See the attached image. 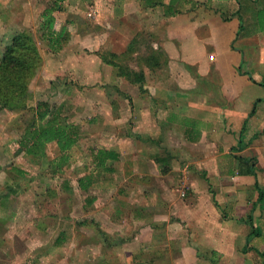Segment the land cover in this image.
I'll return each instance as SVG.
<instances>
[{
	"label": "crops",
	"instance_id": "obj_1",
	"mask_svg": "<svg viewBox=\"0 0 264 264\" xmlns=\"http://www.w3.org/2000/svg\"><path fill=\"white\" fill-rule=\"evenodd\" d=\"M69 4L76 7V0ZM105 5L110 12L105 23L110 32L100 37L105 49H67L56 56L53 72L54 79L77 85L80 104L89 103L91 143L115 155L92 178L99 176L103 186L110 178L120 181L123 199L130 203L128 213L104 202L88 213L100 230L117 215L127 222L120 216L125 237L120 254L105 248L83 260L259 264L257 253L264 251V92L256 88L264 83L241 70L247 46L237 37L238 22L220 16L191 21L173 13L174 0H106ZM159 5L163 15L156 13ZM117 22L122 28L133 23L134 29L117 32ZM134 32L148 34L151 42L146 56L133 57L131 65L134 54L124 52ZM71 37L64 45L75 48L77 42L95 44L99 36L73 37L72 43ZM161 52L169 55L162 66L157 63ZM100 53L115 56L112 64L102 62ZM115 64L142 75L141 81L119 76ZM250 90L256 94L245 96ZM68 92H63L66 98ZM181 189L187 191L184 199Z\"/></svg>",
	"mask_w": 264,
	"mask_h": 264
},
{
	"label": "rangeland",
	"instance_id": "obj_2",
	"mask_svg": "<svg viewBox=\"0 0 264 264\" xmlns=\"http://www.w3.org/2000/svg\"><path fill=\"white\" fill-rule=\"evenodd\" d=\"M105 2L106 0H76L74 7L70 6L69 0H0V53L12 37L25 34L32 40L40 57V66L27 86L29 99L25 108L12 111L0 108V264H90L83 259L90 258L101 249L106 248L109 250L107 253L114 256L120 254V243L125 238L120 231L123 216L117 215L114 221L106 226L102 225L100 230V225L92 222L94 220L88 213L98 206V202H104V207L109 206L114 210L121 207L123 212H126L124 210L128 209L127 204L130 203L123 199L124 186L120 181H112L111 178L103 186L100 183H104V180H100L99 176L93 178L91 176L92 185L87 191L82 192L77 188L76 179L87 174L85 168L90 161V152L101 146L94 144L95 142L91 143L92 138L88 135L89 103L80 104L76 98L77 85L74 86L75 84L68 82L67 79L60 82L59 79H54L56 75L53 73L57 70L58 53H65L67 49L80 51L83 47L90 50L105 49L100 38L105 36L104 32H110L105 25L109 23L110 15V12L106 13L109 8ZM174 2L176 6L180 4V8L175 6L173 13L188 16L191 21L206 16H220L227 19L226 21H237L239 25L240 17L242 30L238 32L237 37L239 40L246 39L247 46L240 60L241 70L252 74L251 78L254 80L264 83V32H256L254 26V14L264 7V0H174ZM47 8H53L51 14L55 21L54 33L63 28L64 36H68L69 33L72 36L69 42L73 37L97 34L99 37L95 38V44L92 41L91 44L86 42L88 45L77 42L75 48L74 44L68 47L64 45L66 44L64 36L59 39L54 35V38L58 39L57 43L50 46L42 37V33L47 35V32L40 29V15ZM156 13L163 15L162 5L156 9ZM121 24L122 22H117L114 25L116 31L130 32L134 29L133 23L124 25V28ZM118 42L121 43L120 40ZM131 42L134 55L128 62L132 65L135 63L132 61L133 57L136 59L146 56L151 40L148 34L136 32ZM237 48L243 50L242 47ZM168 56L161 52L157 63L160 66L165 65ZM175 57L170 56L173 59ZM244 63L250 65L251 71ZM255 68L260 71L258 76L252 73ZM51 77L54 81L49 80ZM256 89L264 92V87ZM87 90L88 87L84 89ZM63 92H68L69 98H66ZM250 93L256 94V91H244L245 96ZM84 95L88 101V93ZM38 103L54 108L56 113L78 131L69 161L59 172L47 170L45 159L30 158L22 153H16L18 137L22 129L33 122L35 106ZM76 114L85 120L76 122ZM184 190H180L183 191L181 199L187 196V191ZM180 192L178 190V193ZM92 199L94 201H91ZM132 202L136 207L135 200ZM123 218L127 222V217ZM112 223L114 226L109 225ZM103 230L108 233L107 237Z\"/></svg>",
	"mask_w": 264,
	"mask_h": 264
},
{
	"label": "trees",
	"instance_id": "obj_3",
	"mask_svg": "<svg viewBox=\"0 0 264 264\" xmlns=\"http://www.w3.org/2000/svg\"><path fill=\"white\" fill-rule=\"evenodd\" d=\"M52 11L53 8H47L41 13L40 29L47 32V35L42 33L43 39L50 46H55L58 39L54 38V35L60 39L63 36L64 29L60 28L57 33L53 32L54 19L51 14ZM238 19L240 20L239 32L242 30V24L241 18L238 17ZM254 26L256 32H264V7L255 12ZM66 40L65 36L64 43ZM131 44L132 42L126 47L124 53L133 54ZM99 57L102 62L112 64L111 57L114 58L115 56L111 55L110 57L107 54L100 53ZM39 66L40 57L29 36L19 34L12 37L0 53L1 109L12 111L25 108L26 101L29 99L27 86ZM117 69L119 76L128 77L131 75L133 83L141 81L142 75L127 71L126 68L123 69L121 66H118ZM261 87H264V84H261ZM256 102H259V100ZM55 111L54 108H49L44 103L36 104L34 120L22 129L16 143V153H22L30 158L45 159L47 170L59 172L69 161V155L76 143L78 131L77 128L75 131V127ZM113 160H115V155L111 151L101 148L96 149L85 168L87 174L76 179L77 188L80 191L86 190L90 184L89 180L92 174L105 171V163ZM257 200L261 201V196H258ZM257 255L261 258L259 264H264V251L257 253Z\"/></svg>",
	"mask_w": 264,
	"mask_h": 264
},
{
	"label": "built area",
	"instance_id": "obj_4",
	"mask_svg": "<svg viewBox=\"0 0 264 264\" xmlns=\"http://www.w3.org/2000/svg\"><path fill=\"white\" fill-rule=\"evenodd\" d=\"M87 16H90V15H87Z\"/></svg>",
	"mask_w": 264,
	"mask_h": 264
}]
</instances>
